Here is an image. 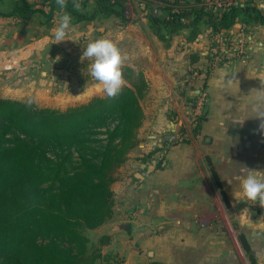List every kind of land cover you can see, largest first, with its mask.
Here are the masks:
<instances>
[{
    "label": "crops",
    "instance_id": "1",
    "mask_svg": "<svg viewBox=\"0 0 264 264\" xmlns=\"http://www.w3.org/2000/svg\"><path fill=\"white\" fill-rule=\"evenodd\" d=\"M239 1L264 12V0ZM17 2L46 7L29 0H0V11L12 10ZM35 14L0 16V50L14 48L7 36L19 33L17 25L35 18L43 24L48 20ZM58 22L46 27L51 29L50 36L43 39L55 41L51 35ZM107 22L108 18L72 21L67 37L73 38L75 49L83 42L82 53L90 40L100 37L99 29L110 28H101ZM242 26L243 22H237L229 32L237 34ZM247 28V54L214 66L209 26H203L192 41L190 28H183L167 44L157 36L148 11H143V71L149 91L143 98L146 117L141 142L115 173L112 217L92 229L98 237L110 236L103 253L111 262L253 264L244 238L255 263L264 264V218L238 184L228 183L238 164L264 170V137L253 134L259 121L249 118L242 127L233 123L234 117L249 115L256 95L252 90H264L260 81L264 79V23H250ZM115 33L111 28L107 36ZM31 34L22 43L38 39ZM200 90L207 96V118L195 130ZM165 136L169 139L161 141L159 137Z\"/></svg>",
    "mask_w": 264,
    "mask_h": 264
},
{
    "label": "trees",
    "instance_id": "2",
    "mask_svg": "<svg viewBox=\"0 0 264 264\" xmlns=\"http://www.w3.org/2000/svg\"><path fill=\"white\" fill-rule=\"evenodd\" d=\"M94 1L91 14L74 11L71 3L66 11L74 23L112 15L128 20L124 0ZM162 1L163 7L156 8L154 0L146 6L153 29L167 44L183 28H190L192 41L207 25L215 44L221 32L231 42L229 30L237 22L247 31L250 23H264V12L248 2ZM44 3L47 7L17 2L0 16L41 13L50 20L58 6L55 0ZM123 73L127 84L117 97L94 96L67 109L0 97V264H112L103 253L110 236L93 241L85 231L112 217L115 173L141 142L149 81L130 66ZM206 118V110L194 117L195 130ZM243 244L256 264L244 238Z\"/></svg>",
    "mask_w": 264,
    "mask_h": 264
},
{
    "label": "rangeland",
    "instance_id": "3",
    "mask_svg": "<svg viewBox=\"0 0 264 264\" xmlns=\"http://www.w3.org/2000/svg\"><path fill=\"white\" fill-rule=\"evenodd\" d=\"M34 5L44 3V0H29ZM152 0H124L126 6V15L128 20L124 21L116 15L100 16L108 18L106 25L99 24L101 28H107L104 31L99 29V36H107L111 28H115V34L107 36L117 42L118 46L127 55L124 66H130L143 71V11H149L146 5ZM94 0H81V10L91 14L95 7ZM158 4L162 0H156ZM188 5V4H186ZM47 7V5H46ZM144 7V9H143ZM147 8V9H146ZM56 12L50 20L35 18L24 22L25 24H9V27L19 29L17 37L7 36V42H14L12 50H0V97L13 98L26 102H32L39 107H51L58 109H67L89 101L94 96L105 95L101 86L93 80L87 69L88 61L81 63L83 42L78 44L75 49V41L69 35L66 40L59 43L43 39L48 36L51 29L46 28L54 25L53 19L61 16V11ZM162 11V12H161ZM162 16H165L164 8L159 10ZM40 14H35L36 17ZM42 16V15H41ZM74 23V22H73ZM45 26V27H43ZM54 28V27H53ZM21 29H25L21 31ZM33 30V31H32ZM28 31V32H27ZM35 33L38 39L29 43L24 39ZM32 35V34H31ZM50 36V35H49ZM51 38L54 39L53 35ZM49 42V43H48ZM125 84L127 81L125 80ZM206 103V102H205ZM205 112V104L198 115ZM85 233L96 241L99 237L93 233L92 229H87ZM115 264V262H111Z\"/></svg>",
    "mask_w": 264,
    "mask_h": 264
},
{
    "label": "clouds",
    "instance_id": "4",
    "mask_svg": "<svg viewBox=\"0 0 264 264\" xmlns=\"http://www.w3.org/2000/svg\"><path fill=\"white\" fill-rule=\"evenodd\" d=\"M56 5L61 10L59 22L55 24L52 32L56 43L71 40L66 39L72 30V16L66 9L71 3L74 11L81 8V0H55ZM74 41V40H73ZM127 55L118 46L117 42L107 36H100L90 40L80 57L81 63L88 61L87 69L90 77L100 86L102 92L108 98L117 97L125 85L123 67ZM264 88V79H260ZM255 92L254 102L249 105L247 118L234 117V126H243L245 120L252 118L258 120V126L253 130V134L264 137V90L253 89ZM239 168L230 185H239L243 195L254 204L258 203L264 207V170L253 169L246 164H238Z\"/></svg>",
    "mask_w": 264,
    "mask_h": 264
},
{
    "label": "built area",
    "instance_id": "5",
    "mask_svg": "<svg viewBox=\"0 0 264 264\" xmlns=\"http://www.w3.org/2000/svg\"><path fill=\"white\" fill-rule=\"evenodd\" d=\"M207 3L209 5H230L238 3V0H207ZM159 4L155 2L156 8ZM155 11H157V9ZM248 36V31L245 29H241L237 34H234L231 42L226 43L224 39V32L219 33L216 37L215 44L211 48L213 65L217 66L224 62L229 63L232 61L233 57H244L247 54L248 50ZM206 100L207 96L205 91L200 90V93L198 95L199 109L203 108ZM200 111L198 113H200ZM254 205L258 214H260L264 218V207H261L258 203H255Z\"/></svg>",
    "mask_w": 264,
    "mask_h": 264
},
{
    "label": "water",
    "instance_id": "6",
    "mask_svg": "<svg viewBox=\"0 0 264 264\" xmlns=\"http://www.w3.org/2000/svg\"><path fill=\"white\" fill-rule=\"evenodd\" d=\"M161 141H167L169 139V137H159Z\"/></svg>",
    "mask_w": 264,
    "mask_h": 264
}]
</instances>
